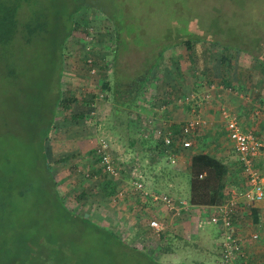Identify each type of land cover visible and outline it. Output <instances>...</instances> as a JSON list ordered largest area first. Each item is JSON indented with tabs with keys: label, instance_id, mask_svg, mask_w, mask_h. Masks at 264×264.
I'll list each match as a JSON object with an SVG mask.
<instances>
[{
	"label": "rangeland",
	"instance_id": "374dc122",
	"mask_svg": "<svg viewBox=\"0 0 264 264\" xmlns=\"http://www.w3.org/2000/svg\"><path fill=\"white\" fill-rule=\"evenodd\" d=\"M78 1L23 3L18 16L20 25L30 21L32 26L43 25L45 31L26 41L21 26L18 37L7 45L0 44V264H223L218 247L212 250L214 261L197 260L195 254L199 253H195L190 255L192 261L187 262L182 260L189 256L182 241L172 239L175 233L167 236L164 231L159 235L147 232L153 213L149 204L139 210L142 203L132 194L131 172L136 169L148 189L149 155L146 152L142 158L136 154L137 145L147 146L140 141V135L145 138L147 132L139 134L137 127L151 126L149 122L155 118L151 114L157 106H150L151 97L145 93L142 100L146 111L140 117L133 109L115 108L112 93L104 89L105 83L112 85L114 81L113 69H106L101 75V87L94 88L108 95L107 100L99 102L103 106L97 121L105 128V135L119 146L114 150V158L122 154L128 166L118 178L105 176L96 155L95 133L82 122L83 118H76L81 110L76 112L80 103L73 94L82 89L86 79L77 70L70 75L69 72L73 66L86 67L87 36L94 37L92 48L99 57L106 55L111 62L113 51L109 42L107 49L96 42L104 34L105 24L100 23L105 21L104 17L92 22L95 29L89 35H85L86 26L82 22L70 33L71 15ZM87 2L97 5L90 9L91 13H96V9L107 10L130 22L126 28L129 35L121 45V81L142 71L141 65L149 52L150 57L152 52L155 57L159 55L155 49L170 32L183 35L185 31L203 42L226 39L233 46L230 51L242 52L245 48L264 61V0ZM139 44L147 46L148 52L136 50L141 48ZM220 54L214 53L210 63L215 83L224 74ZM233 63L247 70L244 78L253 83L254 95L260 92L264 100V74L254 71L256 61L249 54H240ZM97 82L93 81L95 85ZM193 83L190 78V87ZM151 90L165 94L167 88L162 85L159 90ZM208 90L201 95L203 100L197 102L198 108H187L191 114L195 112L203 118L206 109L215 108L217 103L211 99L215 89L209 86ZM231 92L236 93L235 89ZM63 97L77 100L63 105ZM248 101L250 105H260V110L264 106V101ZM159 121L162 122L158 117ZM258 167L264 171L263 162L259 161ZM174 184L187 185L183 176L176 177ZM91 222L114 231L123 245L117 244L110 232L98 231ZM168 239L171 243L167 245ZM256 258L253 256L256 263L264 262V256Z\"/></svg>",
	"mask_w": 264,
	"mask_h": 264
},
{
	"label": "crops",
	"instance_id": "0c3cea01",
	"mask_svg": "<svg viewBox=\"0 0 264 264\" xmlns=\"http://www.w3.org/2000/svg\"><path fill=\"white\" fill-rule=\"evenodd\" d=\"M84 68L82 66H73V68L70 69L71 72H69V75L77 70L81 73L78 75H83L84 79H86L82 89L77 90L78 93L74 90L75 93L73 92V95L76 94V97L79 99L78 102L80 103L78 104L79 107H77L76 112L81 110L80 116L84 114L83 119H81L82 122L95 133L96 138H94V143H96V147L98 140L103 135V130H105V128L102 129V125L97 121V117L103 106L102 104H99V102L107 100L108 96L104 100L97 99V93L99 91H94V88H97L98 86L99 89L102 80H97L100 83L97 82L95 85L93 83L94 78L89 79V72L87 73L85 66ZM99 76L102 78L101 75ZM69 80H71L70 77ZM166 82L168 84L163 83V80H161V84L158 82L161 86H166L167 91L165 94H158L151 90H155V88L156 90H159L161 86H158V83L150 85L153 86L150 89H148L149 87L146 88L145 93L151 97L148 99L150 106L157 107L153 110V114H151V118L155 117L149 122L151 126L143 127L140 125V128H138V125L137 127V129L140 130L138 132L139 134L142 132L146 134L147 132V135H143L145 138L140 135V141L147 144V146H145L147 150L144 146L141 148L137 145L136 154L141 155L142 158L147 154L149 155V173L146 176V180L150 184L148 190L168 195L171 198L173 196L175 202L179 204L186 203L187 209L183 210L181 215L176 217L168 213L166 207L161 203H154L152 201H149L148 203L142 202V205L140 204L138 208L140 210L149 204V210L153 213L152 220H160L165 227H167L164 231V235L168 236L171 235L168 233H175L176 236L172 239L177 238L182 241L186 250L185 253L189 254L188 257H182V260H187V262L192 261L190 255L199 253L195 254L198 256L197 260L208 262L210 260L214 261V258L211 256L212 250L215 247L221 249L223 229L222 220H220L219 223L213 221L216 213L215 210L231 196L232 192L240 193L248 188L247 176L243 165L229 141L226 122L222 117V110L226 109L235 114L245 131H253L258 136L264 137V106H262V109L260 110L258 109L261 108L260 105H249L250 109L247 110L248 106H246V102L248 99H245L243 95L238 92V88H234L236 93L231 92L233 89H229V91L225 89L213 93L211 99L212 101L214 99V102L217 103V105L215 104L214 109H206L203 112L202 118L199 114H195V112H192L191 114L187 108H198L200 105L197 102L203 100L202 96H204L205 91H209V86L211 88L212 86L215 87V85L220 83L221 80L220 82H216V84L212 83L215 85L209 84V86L204 84L199 85L198 83L196 88L195 82L190 87L189 79L187 81H182L178 78H173L172 80L167 79ZM238 82L237 79H233V83ZM207 97L209 98L210 96ZM146 100L147 99H144V102ZM172 102H174V104H172ZM113 106L115 108L118 107L116 103L113 104ZM217 106H219L218 111L216 109ZM133 111L138 113V117L146 111L143 105V100L139 103L138 108L133 109ZM158 117L162 122L165 121V125L160 121L158 122ZM197 118L204 120L205 125L195 129L192 137L193 145L190 149L183 150L182 148H179L175 150L174 153L178 158V164L177 166H172L171 160L164 153L161 146L163 136L166 132L171 131L174 133L175 137L178 136L181 140L182 129L188 122ZM155 121L157 122L156 124ZM100 128L102 132H99ZM200 155H206L209 157V168L201 171L202 173L200 175L205 182L194 194L192 175L193 168L196 164L194 165L193 159ZM199 168L201 167L197 166V170ZM178 176H183L187 185L184 184L182 187L181 185H172L173 181ZM143 180L145 182V179ZM172 186L173 189L171 188ZM168 191H171L172 196ZM193 195L199 198L194 201ZM238 206L241 208L238 220L236 221L239 233L244 238L249 239H251L250 236L253 234L260 235V240L258 242L249 243V252L250 254L254 252L253 256H257V258H263L264 201L249 205L245 198H241ZM135 207L137 208V205H135ZM146 229L150 234L153 232L155 233V231L150 228V225H148ZM170 241L171 240L169 239L166 240V244H170Z\"/></svg>",
	"mask_w": 264,
	"mask_h": 264
},
{
	"label": "trees",
	"instance_id": "16d2710c",
	"mask_svg": "<svg viewBox=\"0 0 264 264\" xmlns=\"http://www.w3.org/2000/svg\"><path fill=\"white\" fill-rule=\"evenodd\" d=\"M28 1L29 0H0V44L7 45L11 41H13L16 35L18 37V34L21 32L20 31L21 26L23 27V30L25 32L23 36L26 39V41H29L33 35L37 34V32L45 31V27L43 25L39 24L38 26H32L30 21H26V23H22V25H20V21L18 17L19 9L23 3H26ZM95 6L97 5H95L94 3L93 4L88 3L87 0H85V2L84 0L78 1L71 15L70 21H71L72 30L70 33H74L77 30L80 22H82L86 26L85 35H89L91 34L90 30L95 29V26H92V22L98 19V17H104L105 21L100 22L102 23V25L103 22L105 24L103 25L105 30L102 32L104 34H100L97 37L96 42L99 45L102 46L104 45L105 47L108 46V44L110 43L111 50L113 51L112 61L109 62L106 55H102L101 57H99V53H96V51L92 49V52L90 54L91 57L95 60L99 72L96 75L92 76L90 74L91 68L88 66L87 63H86V70L87 73L89 72V76H90L89 79L94 78V80L97 81L102 79L100 78L99 75H103L106 69H113L114 81L112 85L111 83L109 84V82L105 83L104 89L109 91V93L110 92L112 93L116 105L120 107L123 106L124 109H127L129 111L131 109H135V108L137 109L139 103L141 102L142 98L145 95L146 88L148 86L149 88H151L153 86L150 85H153L158 82L161 84V80H163V83L168 84L166 82L167 79L172 80L173 78L175 79L178 78L179 80L187 81L188 79L191 78L194 79L196 85L195 88L197 87L198 83L199 85L201 84L209 85L215 83L212 82L213 67L210 66L211 65L210 63L214 58V53L217 52L221 53L219 60H220V64L222 65L224 74L221 77L220 83L217 84L215 83L216 85L212 84L215 85L214 92L223 91L225 89L229 91V89L238 88V90L242 92V95L245 99H250L253 101L254 100L256 101L257 99L261 102L264 101L262 100L263 99L262 93L257 92V94L254 95L253 83H251L249 79L244 78L243 74L248 73L247 70L238 67L235 63H233V60L237 59V57L240 54H249V56L253 60H255L257 64L256 68H254V71H260L262 74H264V61L262 60V58L254 54V52L248 51L245 48H242V52L230 51V49L233 46H230V43H228L226 39L224 41H218V42H215L213 40L212 41L206 40V42H203L200 39H195L193 37L191 38V36H188L185 33V31L183 35L176 33L172 34L171 32L167 34L166 38L164 37L162 39L161 46H158L155 49V51L158 52L159 55L155 57L154 52H152L150 57L149 55L150 52H149L147 54V57L144 58V63L141 65L142 71L140 73L138 71L136 75L132 78L125 76L124 77L125 80L121 81L122 79L121 76L122 71L120 68L121 45L125 41V37L129 35L126 28L130 24V22H127V20L119 19L117 15H114L107 10L100 11L99 9L95 8L96 10H98L96 13L89 12L90 9L91 8L94 9ZM120 6L124 8L125 5L121 4ZM75 15L76 17L73 18ZM78 18L80 19V21L78 20ZM108 36L112 38L109 39ZM103 40H105L106 42L105 41L103 42ZM139 46H141V48H137L136 50L141 51V53L148 52L147 46L141 44H139ZM220 47H222V49ZM214 49H217L219 51ZM236 66L237 68H235ZM63 70L64 68H62V71ZM233 79H237V81H239L237 87L233 86ZM104 91L105 90H103V92ZM70 102L72 103L75 102V98H70V97L62 98L63 105L65 103H70ZM246 104H247L246 106H248L247 110H249L250 109L249 101H247ZM76 118L81 119L83 118V116H76ZM177 140H180V138H177ZM177 142L178 141H176V143L173 144V146L176 145ZM161 146L164 151L165 147L163 141L161 143ZM174 150L176 149L174 148L173 151ZM97 158L101 160L98 155ZM193 160H194V165L196 164V166H194L193 168V175H192L193 176L192 187H193V192L195 194L197 189L205 182V180L202 179L200 174L202 173L201 171H203L206 168H209L208 167L209 157L206 155H200V156H196ZM197 166H200L201 168L197 170ZM106 173L107 172L105 170V176H108V178L110 179L111 176L108 173L107 174ZM132 194L135 196L134 198L141 203L142 202L148 203L149 201H151L148 198H143L139 193L132 191ZM198 198L199 197L193 195L194 201L197 200ZM150 222L148 225H150ZM92 225H94V227L98 231L101 230L103 232L104 231L110 232V234L114 237L116 243L123 245L120 241V237L111 229L107 230L106 228L104 229L99 228L98 225L94 223ZM130 249L133 252H136V248L131 247Z\"/></svg>",
	"mask_w": 264,
	"mask_h": 264
},
{
	"label": "built area",
	"instance_id": "2783aa9c",
	"mask_svg": "<svg viewBox=\"0 0 264 264\" xmlns=\"http://www.w3.org/2000/svg\"><path fill=\"white\" fill-rule=\"evenodd\" d=\"M93 36L85 37L86 49L89 54L87 64L91 68L90 74L96 75L99 72L95 60L91 57ZM94 42V41H93ZM211 89H214L212 86ZM107 95V94H106ZM104 93H97V99L104 100L106 96ZM222 117L226 122L229 141L232 144L240 162L243 165L245 174L247 176L248 188L244 192H232L231 196L215 210L213 221L219 223L223 221L222 240L220 257L224 264H264V262L256 263L249 252V243L258 242L260 240L259 234H253L249 238H244L239 233L238 220L240 209L238 204L241 198H245L247 203L254 204L264 201V171L258 167V162H263L264 165V137L258 136L253 131H245L242 127L238 117L230 111L223 109ZM204 120L197 118L188 122L182 129V139L177 140L171 131L166 132L163 136V144L165 147L164 153L171 160L172 166H177L178 158L173 149L182 148L188 150L193 145V134L196 128L204 126ZM176 145L173 146V144ZM119 149L116 141L104 134L98 140L96 146V153L100 157L103 167L106 172L113 178L121 176L122 171L127 168L128 162L122 157L114 158L115 148ZM126 173V172H125ZM132 177V191L141 194L143 198H148L154 203H161L166 207L168 213L173 216H180L182 211L187 209L186 203H177L170 196L163 195L158 192L149 191L146 188V183L136 169L131 172ZM150 228L157 234L165 231V225L160 220H152Z\"/></svg>",
	"mask_w": 264,
	"mask_h": 264
}]
</instances>
